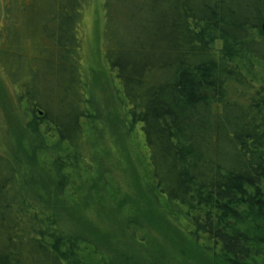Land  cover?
Returning a JSON list of instances; mask_svg holds the SVG:
<instances>
[{"label":"trees","instance_id":"obj_1","mask_svg":"<svg viewBox=\"0 0 264 264\" xmlns=\"http://www.w3.org/2000/svg\"><path fill=\"white\" fill-rule=\"evenodd\" d=\"M85 1L2 4L6 16L28 10L23 33L8 31L32 45L0 49L17 112L30 115L0 149V264L130 263L102 254L73 213L89 196L69 170L90 168L84 126L101 117L81 66ZM102 6L104 60L149 168L128 222L162 226L170 242L147 247L129 229L143 251L131 263L264 264V0Z\"/></svg>","mask_w":264,"mask_h":264},{"label":"rangeland","instance_id":"obj_2","mask_svg":"<svg viewBox=\"0 0 264 264\" xmlns=\"http://www.w3.org/2000/svg\"><path fill=\"white\" fill-rule=\"evenodd\" d=\"M27 1L30 0H0L2 51L22 47L23 43L25 50H31V41L22 39L21 35L18 41L14 42L8 31L23 33L27 28L28 17L27 15L25 17V11L28 10L20 9ZM37 2L39 0H36ZM4 3L20 8L12 10L11 15L6 16L2 7ZM103 22L102 0H86L82 7L78 32L81 66L89 91L97 100L101 117L98 121L91 120L84 126L90 168L80 164L76 168L77 171L69 170L76 187L86 185L83 193L89 196L77 211L73 210V213L76 218L83 220V224L86 225L85 233L98 243L102 254L107 257L114 255L128 257L129 264H132L131 258L138 257L137 254L141 255L143 251L131 243L133 239L129 229L133 230L136 238L144 239L147 247L165 248L170 242L166 240L165 228L162 226L157 227L150 222L147 233L136 222H128L129 217L137 212L136 204L140 201L138 187L142 183L141 179L146 178L149 168L145 161L146 149L142 131L139 126L127 129L124 124L125 106L120 100L115 78L104 60ZM216 44L219 45V42ZM3 56L2 61L0 58V149L6 148L10 136L18 134L20 121L24 122L30 117L22 110L17 112L13 101V89L5 73L8 72L9 61L4 53ZM17 67L21 65L17 63ZM261 70L264 76V69ZM9 78L12 83V77ZM86 170H90L91 174ZM100 172L103 174L101 185H94L92 181ZM80 196L81 193H77V197ZM146 217L149 219L148 214ZM88 259L91 264H104L100 253H90Z\"/></svg>","mask_w":264,"mask_h":264},{"label":"water","instance_id":"obj_3","mask_svg":"<svg viewBox=\"0 0 264 264\" xmlns=\"http://www.w3.org/2000/svg\"><path fill=\"white\" fill-rule=\"evenodd\" d=\"M261 30H262L263 33H264V20H263L262 23H261ZM41 114H42V112H41L40 110H38V111H37V115H38V116H41Z\"/></svg>","mask_w":264,"mask_h":264}]
</instances>
